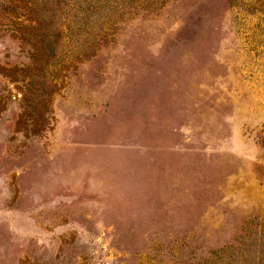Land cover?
I'll return each mask as SVG.
<instances>
[{"label": "rangeland", "instance_id": "1", "mask_svg": "<svg viewBox=\"0 0 264 264\" xmlns=\"http://www.w3.org/2000/svg\"><path fill=\"white\" fill-rule=\"evenodd\" d=\"M0 264H264V0H0Z\"/></svg>", "mask_w": 264, "mask_h": 264}]
</instances>
